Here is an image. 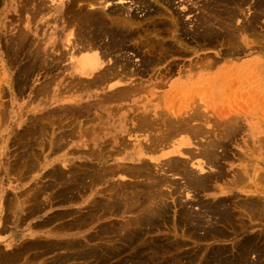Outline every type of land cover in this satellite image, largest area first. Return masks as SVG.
<instances>
[{
	"label": "bare ground",
	"instance_id": "bare-ground-1",
	"mask_svg": "<svg viewBox=\"0 0 264 264\" xmlns=\"http://www.w3.org/2000/svg\"><path fill=\"white\" fill-rule=\"evenodd\" d=\"M156 1L159 3L161 2L163 7L158 5V7H156L150 0H9L5 2L3 9L0 11V29L11 28V30L7 34L8 36H3V33L0 32V49H4L6 52V54L0 52L3 58L1 61H5L6 66L7 64L16 65L26 45H29L25 55L26 61L20 65L18 64L16 71L9 72L8 79L6 80L8 87L21 95L26 87H28L31 76L34 75L36 70L40 67L44 70L45 74L60 70L59 72H55L52 76H48L41 83L35 84L31 89V92L35 94L34 97L38 98V104L44 101L39 97L40 95L44 96L51 92L54 95L53 99H55V101L50 103L49 106L56 103L60 105L53 106L49 110L31 117V124L27 123L29 125L24 126L21 129L22 131L17 133L16 136L19 137V141L22 140L24 150L20 151L19 154L17 153L19 157L16 161L14 160L15 165L10 163V165H14L13 167L15 168H10V171L14 169L20 172L24 169L27 173L25 172V174H23L26 175L28 174V169H34L38 165L37 162L42 158V156H39L40 158L38 157V148H40V151L44 149L45 143L43 144V138L47 131L46 127L50 129L49 126L55 123V121L57 125L59 121H64V124L66 122L67 125L72 124V114H75L78 118L83 117L87 122V119L89 121L91 117H95L94 110H101L105 107L107 102L117 101L120 103L126 101V99H132L137 93L151 92L154 94L157 91H160L159 93L168 91L167 94H176L177 90L180 91L183 89V86L179 84L184 77L192 80L195 74H193V72L196 69L201 68L198 72L196 71V73H199V76H201L202 71L210 70L217 64V60L213 59L201 62L197 61L194 65L190 64L186 69V63H183V58H181V56L189 50L187 44H184L185 38H192L198 45L199 43L216 45L217 43H224L225 41L226 43H231L232 45L229 44L228 49L224 52V48L221 49L222 53L219 52L220 56H222V54H244L245 51L248 50L249 53L252 54V50L253 52H255L254 49L261 51L263 47L262 41H259V44L251 43L245 34H247L249 30L255 32L256 28L262 27L263 23L260 19L264 16V0H201V2L200 0ZM1 2H4V0H0V3ZM193 11H196V13H193ZM8 12L12 13V18L10 20H8ZM141 12L142 14H140ZM38 17H40L39 20H37ZM12 31H14V33ZM240 41H243V44L240 43ZM174 55L176 57H173ZM6 56L7 58L5 59ZM260 63L262 64V62ZM259 67L261 66L259 65ZM158 69L163 70L167 76L170 74L173 75L174 73L178 74L176 83L171 82L169 84V79H167L166 76H161L160 81L146 85V82H150V78L144 79V77L147 75L151 76V73L158 71ZM238 69L239 67L235 63L226 62V64L220 65L216 72H205L203 74L205 77H213L209 79L211 81H218L219 90L223 92L221 94L217 91V95L219 94L221 98V95L226 93L224 91L228 89L226 87H228L227 84L229 80L223 81L224 77L228 75L227 73H231V71H234V74ZM61 74H65L62 79L59 78ZM230 81L232 80L230 79ZM233 81L230 82V84H232ZM244 82H242V84ZM164 86L167 89H165ZM211 86H213V83ZM232 86H229L228 91L232 90V88H230ZM68 93H70V95L66 96L65 94ZM234 93L236 94V92ZM226 95L227 93L224 97L230 100V97ZM229 95L232 94L229 92L228 96ZM68 102L73 104H69ZM192 103L194 104V102ZM199 103L203 104V102ZM69 112H72V114L70 113L69 115ZM181 113L183 112L181 111ZM133 114H135L134 117L137 119L134 120L138 122L136 123V128L138 129L146 126L151 128V126L155 125L157 122H161L163 128L160 129V126L157 127L160 130L159 132L156 130L157 134L155 135L153 133L154 136L151 134L153 137L148 132L151 138L146 141H143V139L128 138L129 134L124 130V132L120 134L122 136L118 140H112L113 142L111 138L107 140L104 139L105 142L102 141L100 143L90 144L84 142L78 144L79 147L85 146L83 152L88 155L90 154L89 156L107 161L114 159L112 163H105L100 166L94 165L95 167L92 166V169H89L87 165H83L81 162L79 165H75L72 170H69L68 173H64L63 169L60 167V170L62 169L61 171L58 167H56V170L53 169L54 167L52 168L53 170L49 169L52 171L51 177L54 179V181H52L53 183L49 182L50 184H56L54 183L56 180H58V182L63 181L61 183L62 186L65 184L64 187H60L58 190L56 189L58 191V195L56 196H59L61 200H77L81 190L86 191V189H89L91 191L92 195L88 201L91 205V210L89 209L90 214H88V219H86H90L88 223L101 217V211L114 213L115 211L121 210L122 207H124L123 210L125 212L130 211V213L134 214L131 219L133 221L129 222L128 219L127 221L130 224L126 222L120 225L117 221L116 223L119 225L117 227L116 225L109 226L108 224H100L98 229L84 234L81 238L64 237L61 239H39L36 237L34 239L29 238L30 240L24 239L18 245L7 242L6 244L4 243L7 246L6 249L0 246V264H18L23 260L28 263L31 258L34 259L39 255V257H41L43 253L54 252L56 250V254L58 255L55 256L53 260L55 262L70 261L69 264H76L78 262L81 264H157V262L163 264L165 261L167 263L170 261L175 263V259L176 261H180V263L178 262L179 264H182L183 262L181 263V261L184 259V255L180 253V251L179 254L177 253L178 255H176V253L173 255L174 252H171L172 248L177 249L182 245L183 242L180 239H173L174 241L172 242L168 241L170 243L166 245L165 241L159 240V238L147 239L141 237L144 231L141 225L145 223L146 219L147 221L150 220V225H153V228L160 227L161 219L169 213L168 206L170 203H167L166 198L168 196L171 197V194L176 191L178 186L180 188L181 184L186 185V187L188 186L189 190H191L190 186L203 190L210 188L215 190L212 199H210V201H204L201 204V208L199 207L200 210H197L198 208L195 210L193 207L192 209H194V211L185 209L183 214L181 213V219L186 218L188 220L185 222L189 225L188 229L192 232L196 230L197 235L199 232L198 229L204 230V233L202 232L204 238L225 236L227 230H223L225 229V227L222 228L223 226L219 227L218 224L220 223L235 229L240 226V228H243L242 230H245L247 223L244 216L251 218L264 215V196L260 194L254 195L252 193L254 189L257 188V185L262 183L264 179L262 176L264 175H262V171L256 174V176L254 174V179L256 181L260 179L259 181H261L259 184L257 183L254 185L250 182L251 177L248 173V170H250L252 166L250 163L254 162L251 158L253 153L246 152V149L241 153V150L238 154L240 156L238 159L242 160L245 158L244 161L248 162H242L244 164L237 168V170H234L231 180H227L226 182L220 181L223 184L217 183L218 180L225 178L226 175L229 174L226 171L223 160L228 155L230 142L228 139L231 140L236 136V132L242 127L239 123L238 116L237 118H235L236 116L233 114L229 115L231 116L230 118L229 116H225L228 119H222L220 127H218L219 131L217 137L215 138L212 135L213 138L210 141L201 143L200 149L199 144V146H196V148L201 151L204 158H202L201 161H192L196 158L194 157L196 155V149L192 146L194 141L175 142L172 141V138L178 133L181 134V131L184 129L189 130L195 134V136L202 134L204 136L207 132L212 133L211 130H207L206 126L200 125L202 122H200V124H195V122H193L195 118H201L200 112L195 110L194 114L192 113L190 116L188 114V118L182 117V119L179 118L183 114L177 119H165L166 117L164 118V116L162 117L163 119H161L159 118V114L158 117L154 113V117L151 115L152 113L147 111L136 113L134 111ZM97 116L102 117L103 114L101 115L100 113L97 114ZM104 117L105 115L103 118ZM93 120H95V118H93ZM64 124L62 125L65 128L67 125ZM60 127L62 126H59V128ZM90 130H92L91 124L90 127L87 128V131ZM49 131H51V129ZM69 131L67 133H70ZM72 131L73 129H71V132ZM133 132L135 133V131ZM72 135H74V133ZM55 136L53 137L55 138ZM48 139L50 138L48 137ZM56 139L59 138L56 136ZM192 139L195 140V138ZM55 140L53 142L54 144ZM57 142L56 140V143ZM168 145L170 146L169 148ZM166 146L168 149L160 153L157 152L160 148H165ZM18 147L20 148L21 145ZM59 148L55 150H59ZM131 148L134 149L135 153L129 156V160L125 157H120L122 151ZM151 151H156V153L151 154ZM147 154H149V158L146 157ZM165 157L167 158L166 160L160 161V159ZM229 157L231 159V156ZM255 163L259 164L257 159L253 164ZM208 164L214 166L215 170H207L208 168H206V166ZM122 172H125L126 175L128 174L129 177L131 175L134 179L122 178L125 180L123 181L124 183L114 181L112 185L109 184L104 190L95 188L98 182L100 183V181L106 179L108 176L122 175ZM260 173L261 175L259 176ZM181 174L182 178L186 181L185 183L179 181L181 176L178 178V175ZM175 176H177V178ZM87 178L90 179L89 186L85 184ZM47 182L44 183V186L42 185L43 187L41 189L39 188L40 190H34L38 192L34 193L35 196L33 197L39 195L48 185L50 186ZM238 185H243L241 190L246 196L235 201L233 199L236 197V194H230L229 190ZM37 187H39L38 184ZM4 188L5 187H2L0 195V231H5L7 229V222L12 220V218L16 220V222L18 220L20 223L24 222L26 217L41 211L43 207L49 205L46 203V200L43 199V196L41 198L40 195L38 197L43 199V201H40L36 197L32 199L33 202L29 204V198H31L29 197V189L32 188L31 186L30 188L27 187L25 190H16V188H19L18 185L14 188L16 191H13L12 194H10L11 192H7L8 190L6 188L4 190ZM260 188H262V186H260ZM72 190L77 191L71 194ZM189 190L186 191L188 192ZM225 192H227V194ZM44 194L48 195V193ZM55 194L53 195L54 197H56ZM188 194L185 193V195ZM191 195L193 194L191 193ZM51 202L52 201L48 199V203ZM80 220L78 216L77 220L64 223L61 227L79 226L81 225ZM18 225L19 223H17V226ZM129 225L133 226V232L132 230H127L129 229ZM146 228L147 227H145V229ZM144 233L147 234L146 231ZM14 234L17 235L18 233L15 232ZM21 234L22 232H20L19 237L22 236ZM255 238H253L252 235L249 236L248 239L245 238L246 240L243 244H239L241 245L239 249L241 251L249 250V252H255L257 254L259 250L257 251L258 245L256 246ZM261 240L260 238L258 240L259 242H257L262 245L264 242L260 243ZM126 251L127 253L122 254ZM168 252L172 253L170 254L171 257L165 256V253ZM211 254L213 253H210V255ZM260 254L262 255V253ZM227 255L225 256L228 257ZM186 256L187 258L193 257H188L189 254H186ZM115 257H118V259L112 262L111 260ZM216 258L215 261L217 262ZM223 258L221 257L220 259L219 257L220 261H222ZM94 260H96V262ZM190 262L192 261L190 260ZM227 263L228 261L226 264Z\"/></svg>",
	"mask_w": 264,
	"mask_h": 264
},
{
	"label": "rangeland",
	"instance_id": "rangeland-1",
	"mask_svg": "<svg viewBox=\"0 0 264 264\" xmlns=\"http://www.w3.org/2000/svg\"><path fill=\"white\" fill-rule=\"evenodd\" d=\"M8 1L9 0H4V2L0 3V11L3 9V7L5 5V2H8ZM150 1L156 7H158V6L163 7L161 5V2L159 3L156 0H150ZM186 1H189V0H186ZM200 2H201V0H200ZM193 13H196V11H193ZM7 14H9L8 15L9 19L8 18L7 19L10 20L12 18L11 17L12 13L8 12ZM140 14H142V12ZM39 18L40 17H38L37 20H39ZM260 21L263 23L261 28H256L255 32H251V30H249V32H247V34H245L246 37L249 39V41H251V43L259 44V41H262V43H263V47L261 48V51H259V50L257 51V49L256 50L254 49L255 52H253V50H252V54H250L249 50H248V51H245L244 54H239V55L238 54H235V55L222 54V56H220L219 52L222 53L221 49L224 48V50H223V52H224L226 49H228V47H229L228 45L229 44L232 45L231 43H229V42L226 43V41L224 40L225 41L224 43L221 42V43H217L216 45L215 44H212V45L211 44H201V43H199V45H198L192 38H189V37L185 38L184 39L185 42L184 41L183 42H184V44H187L189 50H187V53L185 52V54L183 56H181V58H183L182 62L187 64V65L185 64V68L186 69H187V67H189L190 64L194 65L197 61L201 62V61H208V60H212L213 59V60H217V64L214 65V67H212L210 70L208 69V70L202 71L201 72L202 73L201 76H199L200 75L199 73H196V71L198 72V70L201 69V68L196 69L193 72V74L194 73L195 74L194 75L192 74L193 77H194L192 80L186 79L184 76H182L184 78L181 80L182 82L179 85L183 86V89L180 90L181 92L179 90H177L178 93L176 92V94L174 93L172 95V93H169L170 94L169 95V94H167L168 91H166L165 93H159L160 91H157L154 94H152L151 92H142V93H137L136 95H134L132 99L131 98L130 99H126V101H123V102H120V103L117 102V101H113V102L109 101V102L106 103V105H105L106 107L111 106V105L112 106H116V107L118 106V107L121 108L120 109L121 111L119 113H117V112L116 113H111V110L113 108L112 107H108L107 110H109V111L107 112V115H106V116H108L107 119L111 118V116H112L113 119L119 118L124 123L125 132L129 134L128 138L141 139V140L143 139V141H146V140L151 138L153 133L156 135L157 131L159 132V130L161 128H163V126H161V122H157L155 125H152L151 128H149L148 126L144 127L146 129H144V128H139V129L136 128V125H137L136 123H138V122H136L137 119L134 117L135 116V114H133L134 111H135V113L136 112H141V111H147L149 113H152L151 115H153L155 113L156 116H158V114H159L160 117L159 116L158 117L161 118V119H163L162 118L163 116H164V118L166 117L165 119H173V118L177 119V118H179V116H181V114H183L179 118V119H182V117L183 118L187 117L188 114H189V116L192 113L194 114L195 110H197L198 112H200L201 118L200 117L199 118H195L194 121L193 120L192 121L195 122V124L196 123L200 124V122H202L200 125L201 126L203 125L204 127L206 126L207 130H211L212 133L211 132L210 133L207 132L204 135L205 137L203 136V134L202 135H198V136L196 135L197 136L196 137L195 134H193L189 130H185L184 129V130L181 131V134L180 133L176 134L175 137L172 138L173 139L172 141H175V142H180V141L181 142H183V141L184 142L185 141L193 142L194 141L192 143V146H193L194 149H196V155H197V153H198L197 156H199L200 154L201 155L199 157H197L195 155L194 157H196V158H194L192 161H195V160L196 161H201L202 158H204V156L202 155L201 151L198 150V148H196V146L200 145L199 146V149H200L201 148V143H205L206 141H210L213 137H215V138L217 137L218 131H219L218 127H220V123H221L222 119H228L226 117H228L231 114L235 115L236 116L235 118H237V116H238L239 123L241 124L242 127H241L240 130H238L236 132L237 133V134H235L236 136H234L231 140L228 139V141H230L229 142V147H228V155L226 157L227 159L224 158V160H223V163H224V166L226 168V171L229 174L226 175L225 178H223L221 180H218L217 183L218 184H223L222 182H226L227 180H231L233 178L232 175L234 173V170H237V168L241 167L242 164L248 162V161H244L245 158H243L242 160L238 159V158H240V156L238 155L239 152L242 150L241 153H243V150L246 149V152H248V153L250 152L251 154L253 153V155H251L252 161L256 162V159H257L258 162H259V164L258 163L253 164L254 162L250 163L254 167L253 168L251 166L252 169L250 168V170H248L249 171L248 172L249 176L251 177L250 178V182L253 183L254 185H256L257 183L259 184L261 182V181H259L260 179H258V181H259L258 182L254 178H255L256 174H258L261 171H262L261 172L262 175H264L263 174V171H264V144H263V142H264V128H263L264 127V106H262V105H264V72H263L264 71V52H263V50H264V16H262ZM7 29L8 28H3V29L1 28L0 29V32L3 33V36H8L7 34L11 30V28H9L8 30ZM12 32L14 33V31H12ZM171 40H173V39H171ZM222 43L225 44V45H223ZM240 43L243 44V41H240ZM28 47H29V45L27 44L25 50H23L21 58L18 59V63H16V65L15 64H12V65L7 64V66H6V62L5 61H1V60H3V58L0 55V154L4 153V147H5L4 143L6 142V140H8L10 138H12V151L14 152V154L17 155V153L19 154L20 151L24 150V146H22V140L20 139L21 141H19V137H17L16 135H17L18 132L22 131L21 129L24 126H27V125L31 124V121H32L31 117H34L35 115H37L38 98L34 97L35 94L33 92H31V89L33 88V86L35 84L41 83L48 76H50V75L52 76L55 72H57V71L59 72L60 71V70H56L54 72H49V73L45 74L44 70L41 69V67H40L39 69L36 70L35 74L31 76V80L28 82V87H26L25 91L21 95L17 91H14L13 89L9 88L7 83H6V80L8 79V74L11 71H14V70L16 71L17 65L18 64L20 65L21 63L26 61L25 60L26 59L25 55H26V52L28 50ZM0 52L6 54L4 49H0ZM173 57H176V56L174 55ZM6 58H7V56L5 57V59ZM21 59H22V61H21ZM226 62L227 63H235L239 67V69L237 71H235L234 74H233L234 71H231V73L230 72L227 73L228 75H226L224 77V80H223V81H228L229 80L228 84H227L228 87H226L228 89L226 91H224V92L227 93L226 96L230 97V100H229V98H225L224 97L226 93L224 95H221L223 91L220 92L219 86H218V83H217L218 81H216V80H212L211 81L209 79H211L213 77H211V78H210V76L209 77H205L204 74H203L205 72L206 73H214V72H216L217 69L219 68V66L223 65V64H226ZM260 62H262V64ZM4 65L7 68V70L4 67ZM259 65L261 67H259ZM159 67H162V66H159ZM60 73H62V72H60ZM151 74L153 76L152 75L151 76L147 75V76L144 77V79H149L150 78V82H146L145 83L146 85H149L151 83L160 81V77L161 76H163V77L166 76L167 79H169V81H168L169 84L171 82L172 83H176V81L178 79V74L174 73L173 75H171L170 73H168L170 75L167 76V74L165 72H163V70H160V69H158V71H156L154 73H151ZM243 74H244V76H243ZM64 76H65V74H61L59 78L62 79V78H64ZM237 76L238 77L242 76V77H240L241 81H240V78H238ZM230 79L232 81L234 80L232 84H230V82H232V81H230ZM239 81H240V83H239ZM242 82H244V83L242 84ZM212 83H213V86H211ZM230 85L231 86L234 85V86L230 87V88H232L233 92H232L231 89H230L231 91H228ZM195 86H196V88H195ZM164 88H165V86H164ZM165 89H167V88H165ZM191 89H193V90H191ZM216 89H218V90H216ZM217 91L219 93H221L220 94L222 96L221 98L219 97V94L217 95V93H218ZM195 92H196V94H195ZM229 92L232 95L228 96ZM234 92H236V94ZM65 95L69 96L70 93L65 94ZM160 96H162V97H160ZM238 99H239V101H238ZM54 101H55V99L52 98L51 101L49 102V104L54 102ZM192 102H194V104ZM199 102H203V104L199 103ZM68 103L69 104H73L71 102H68ZM59 105H60L59 103H56L54 105H51V107H49V109L52 108L53 106L55 107V106H59ZM194 105H196V106H194ZM192 108H193V110H192ZM181 111L183 113H181ZM159 112H161V113H159ZM70 113L72 114V112H69V115H70ZM72 115L73 116H72V122L71 123L78 122V120H79V122H81L83 117H79L78 118L75 114H72ZM170 116H171V118H170ZM204 116H205V118H204ZM230 117L231 116H229V118ZM239 117H241V118H239ZM134 119H136V120H134ZM73 121H75V122H73ZM210 121H212V122H210ZM217 122H219V123H217ZM27 123H29V124H27ZM261 123H262V125H261ZM7 125L11 126L10 129H8V130L4 128ZM156 125H158V126H156ZM162 125H164V124H162ZM157 127H159L160 129H158ZM136 130H137V132H136ZM133 131H135V133ZM188 131H189V133H188ZM148 132H149L150 135L151 134L152 135L150 136L148 134ZM139 133H141V134H139ZM5 134H6V136H5ZM191 135L194 136V137H192ZM212 135H213V137H212ZM207 136H209V137H207ZM16 138H18V139H16ZM192 138H195V140H193ZM197 138H199L200 140L197 139ZM248 140H251V141H248ZM200 141H202V142H200ZM18 142H20V143H18ZM9 143H10V141H9ZM20 145H21L22 148L18 147ZM169 147L170 146L168 145V148ZM168 148H167V146L165 148H160V150L157 151V152L160 153L161 151H165ZM194 152H195V150H194ZM236 152H237V154H236ZM132 153H135L133 148L126 149L125 151L121 152L120 157H125V158H127L129 160V156ZM154 153H156V151L155 152L151 151V154H154ZM148 155L149 154H147L146 157L149 158ZM229 156H231V159H230ZM17 157H18V155H17ZM166 159L167 158L165 157V158L160 159V161H162V160L164 161ZM98 161L101 162V164H105V162L108 163V164L114 162V161H107V160H104V159H102V160L98 159ZM242 162H244V163H242ZM207 166H206V168H208L207 170H209V169L210 170L211 169L215 170V167L212 166L211 164L210 165L208 164ZM0 167H2V162H0ZM257 169H258V172H257ZM14 172H13V176L11 178V180L13 181L12 182L8 177L2 176L3 173L0 170V195H1L2 187H3L1 185L2 183H3V185L5 183L7 184V185H4V186L8 190L7 192H11L10 194H12L13 191H16L18 189L25 190L27 187L30 188V186H31L32 188L29 189L30 190L29 191L30 192L29 193V197H31V198H29V204L31 202H33L32 199H34L36 197L40 201L41 200L43 201V199H45L46 203L49 204L48 203V199L51 200L52 198H51V195H49L50 193H48V191H50V189L52 190L54 188L53 185L50 184L51 182L49 183L51 187L48 185L46 187V189L43 190L39 194L41 198L43 196V199L39 198L38 197L39 195H37L36 197H33V196H35L34 193L38 192V191H34V190H38L39 188L41 189L44 186V183L39 182L42 179H44V176L39 177V180H38V178L35 179L34 181H32V183L30 185H28L27 187H24V185H22L21 182L26 181V179L23 180L20 177V173H19L18 170L14 171ZM70 172H69V174H70ZM122 173H123L122 175H110V176H108L106 179H103L102 181H100V183L98 182L95 185V188L98 189V190H101V189L104 190L105 187L107 188V186H109V184L112 185V183L114 181L123 182V181H125V180H123L124 178L134 179V177H132L131 175L129 177V175L127 174L128 175L127 176L125 172H122ZM261 173L259 174V176L261 175ZM254 174H255V176H253ZM175 177L177 178V176H175ZM179 177H180L179 181H183V183L186 182L185 179L182 178V174L178 175V178ZM263 177L264 176H262V178ZM47 178H49V177H47ZM8 179L10 181H8ZM128 179H127V181H128ZM87 180H86L85 184H86V186H89V184H90L89 180L90 179L87 178ZM7 181H8V183H7ZM56 181L58 182V180H56ZM220 181H222V182H220ZM263 181H264V179H263ZM263 181H262V183L260 185H257V188H255L254 191L252 192L254 195L260 194V195L264 196V185H263L264 182ZM62 182L59 181L60 184ZM130 182H132V181H130ZM37 184H38L39 187H37ZM18 185H19V188H16V190H14V188L17 187ZM64 185L62 186V184H61V186L59 185V186H57L54 189L58 190V189H60V187L61 188L64 187ZM183 186H185V187H183ZM260 186H262V188H260ZM193 187L194 186H192V187L190 186L191 190H189V187L188 186L186 187V185H182L181 184L180 188L178 186L179 189L177 188L176 191H174L173 194H171V197L168 196L166 198L167 203H170V205L168 204L169 205L168 206V212L169 213H167V215L161 219V223L160 224L163 227L160 225V227L158 226L159 228L158 227L153 228L154 226L150 225V223H151L150 220L147 221V219H146L145 223L143 225H141L142 229L144 230L142 232V236L141 237H144V238H147V239H158L159 238V240L165 241L166 245L168 243H170L168 241L172 242L174 240H179L180 239L183 242L182 245L180 247H178L177 249L172 248L171 252H174L173 255H175V253H176V255H178L179 251H180V253H182L184 255V257H183L184 259H182V261H181V263L183 262L182 264H212L213 262L215 264H218L219 262H220L219 264H226L227 261H228L229 264H264V253H263L264 252V248H263V244L264 243H262V242H264V217H263L264 215H260V217L258 215V216H254V217H251V218H248V217L244 216V218H246L245 221L247 223L245 230H242L243 228H240V226H238V228L235 229V228H233L231 226H228V225L224 226L223 224L220 223V224H218L219 227L223 226L222 228L225 227V229H223V230H225V231L227 230L225 232L226 233L225 236H221V237L218 236V237H214V238L213 237L204 238L203 237L204 230L202 231V229H200V230L198 229V231H199L198 235L196 234L197 233L196 230H195V232H194V230H193V232L190 231L188 229L189 225H187L185 223L188 220L186 218L181 219V215L183 214V211L185 209H188L190 211H192V210L194 211V209H192L194 207L195 210L197 208H198L197 210H200L201 204L204 201H207V200L210 201V199H212V196H213V193H214L215 190L211 189V188L203 190V189H200V188H196V187L193 188ZM47 188H48V190H47ZM242 188H243V185H240V186L238 185V186H236L234 188H231V190H229L230 194H232V193L236 194V197H234L233 200H235V201L238 200V199L240 200L242 197L246 196L244 194V192L241 190ZM57 190L55 191L56 192L55 196L58 195V191ZM88 190L87 189H86V191L81 190V193L79 194L80 196H78V199L84 198V196L87 194ZM186 190H189L190 192L189 191L187 192ZM45 191H47V192H45ZM72 191H71V194H74V193H76L77 190H75V191L72 190ZM44 193H48V195L44 194ZM180 193L182 194V196H181ZM185 193H187V194L190 193V194H188L190 196L185 195ZM191 193L194 196L191 195ZM225 193L227 194V192H225ZM46 195L48 196V198H47ZM249 196H250V194H249ZM52 197H54V196H52ZM195 199L196 200L198 199L197 202H196ZM45 200H44V202H45ZM70 200H72V199H70ZM73 200H76V199H73ZM200 201H201V203H200ZM88 204H89V202H88ZM89 206H91V205L89 204ZM123 208L124 207H122L121 210H119L120 213H119V211H115L114 213H116V214H114L112 212H108V211H101L103 216L101 215V217L95 219L92 222L94 224L90 228L89 232H92V231H95L96 229H98L100 224H108L109 226L116 225V227H117V226H119L122 223H126V222L129 223L130 221L132 222L133 220H131V219L133 218L132 216H134V214L130 213V211H126L125 212L123 210ZM90 210H91V207H90ZM90 210L88 209L87 211H85V214L83 213V214H79V215L76 216V218L74 220H77L78 216L81 219L80 220L81 221V225L76 226V228L82 227L85 223H86L85 225H87V223L89 222L90 219L89 220H86V219H88V216H89L88 214H90V212H89ZM101 212H100V214H101ZM35 214L26 217L25 221L21 222L20 224H21V226L24 223H26L27 225L25 226V228L18 229V231H17V227H19V225L18 226L15 225L16 224V220H14V224L13 225H14V228H15V232H17L18 234L15 235L14 234L15 232L12 233L11 239L7 240V241L5 239H3L4 237L0 236V246L2 248L4 247L6 249L7 246L5 244L7 242H12V243L18 245L24 239L30 240V239L36 238V237H30L31 235L36 234V231H33L32 228L33 227L40 228V227L43 226V223H41V222H33V224H32V223H28L27 222V221H31L30 219H32ZM258 217H259V219H258ZM104 218H107V219L105 221H103ZM74 220H71V221H74ZM83 221H86V222H83ZM116 222L119 225H117ZM7 226H8V223H7ZM145 227H147V228L145 229ZM128 228L129 229H127V230H132V232L134 231L133 230V226L129 225ZM171 228H172V230H171ZM145 231H146L147 234L144 233ZM188 231H189V233H188ZM0 232H2V231H0ZM20 232H22V234H21L22 236L21 237H19L20 236L19 235ZM89 232H87V233H89ZM128 232H131V231H128ZM259 234H261V235H259ZM251 235L253 236V238H255V237H257L259 235L257 238H255L256 246L258 245L257 246V251L259 250L257 252L258 255L255 252H253L254 254L249 252V250L241 251L239 249L241 247V245L243 244V242L246 239H248V237L251 236ZM82 236H71V237H73V238H81ZM37 238L41 239L40 237H37ZM260 238L262 239L261 242H260V243H262V245L258 243L259 242L258 240ZM17 240H19V241H17ZM239 244H241V245H239ZM238 245H239V247H238ZM259 247H261V248H259ZM9 248H11V247H9ZM225 250H229V251H225ZM260 250L263 251V252H261ZM56 252H57V250L54 251V252L43 253V255H41V257H39L40 256L39 255L38 257H36L34 259L31 258V260L28 263H26V261L23 260V261H20L18 264H31L33 262H34L33 264H48V261H49V264H69L70 263V261L55 262L53 259H54L55 256L58 255V254H56ZM171 252L165 253V256H167V257L170 256L171 257V255H170V254H172ZM125 253H127V251L123 252L122 254H125ZM210 253H213V254L210 255ZM244 253L247 254V255H245ZM260 253H262L263 256ZM186 254H189L188 257H190V256L191 257L193 256V257L192 258H187ZM259 254H260V256H259ZM225 255H227L228 257H226ZM208 256L212 257V258L214 257V258L212 259V258H209ZM216 256H217V258H216ZM219 257H220V259H221V257L222 258L226 257V258L225 259L223 258L224 260L222 259V261H220ZM234 257H235V259H234ZM208 258H209V260H208ZM215 258H216L218 263L215 261ZM244 258H245V260H244ZM116 259H118V257L113 258L111 261L115 262ZM211 259H212V261H211ZM227 259H229V260H227ZM248 259H249V261H248ZM190 260L192 262H190ZM253 260H254V262H253ZM94 261L96 262V260H94ZM178 262L180 263V261H178V260L176 261V259H175V263L174 262L172 263L171 261L169 263H167L165 261V262H163V264L164 263L165 264H170V263L171 264H176V263L179 264ZM76 264H81V263L78 262ZM157 264H160V262H157Z\"/></svg>",
	"mask_w": 264,
	"mask_h": 264
},
{
	"label": "crops",
	"instance_id": "crops-1",
	"mask_svg": "<svg viewBox=\"0 0 264 264\" xmlns=\"http://www.w3.org/2000/svg\"><path fill=\"white\" fill-rule=\"evenodd\" d=\"M53 96L54 95L51 92L48 93L47 95H44V96L40 95L39 96L42 99V101L43 100L44 101H43V103H40L39 105L37 103V108H38L37 114H41L42 112L47 111L49 109V107H51V106H49V102L51 101ZM108 107H112L113 108L111 110V113H116V112L119 113L121 111L120 110L121 108L118 107V106L116 107V106H112L111 105V106H108ZM108 107H106V106L103 107L102 109L104 111L102 109L101 110H97V109L94 110L95 111V114H94L95 117L94 116L91 117L92 121H91V118H90V120L88 121V119H87V122H86L84 120V118H82V120H84V121L75 122V123L68 124V125H67L66 122L64 124V121L57 122L58 123V125H57L56 121H55V123H52L49 126L51 131H49L50 129L45 126L46 130H47L46 134H45L46 137L44 136V138H43V144L45 143V146H44V149L42 151H40V148H38V150H39L38 157L42 156V158L39 157L40 160L37 162L38 165L34 169L33 168H31L30 170L28 169V174L24 175L25 172H26L24 169L19 172L20 173V177L23 180L26 179V181L21 182V184L24 185V187H27L35 179L38 178V180H39V177H41V176H44V179H42L39 182H42V183L44 181L45 182L48 181L47 183L52 182L54 180H53V177H51V175H52L51 174L52 173L51 170H53V169L56 170L57 169L56 167H58L59 170H60V168H62L64 173H68L69 170H72L75 167V165L77 166L81 162H82L81 164L87 165V167H89V169H92V166L95 167L94 165L100 166L101 162H99L98 159L93 158L92 156H89L90 154L88 155L87 153L83 152L85 150V146L83 145V146L79 147L78 144L79 143H84V142L85 143L88 142L90 144L100 143L102 141L105 142L104 139L107 140V139H111V138H112L111 141L114 140V139L118 140L122 136L120 134H122L124 132V130H125L124 123L119 118L113 119L112 116H111V118L107 119L106 115H107V112L109 111V110H107ZM100 113H101V115L103 114V116L105 115V117L103 118V116L102 117L97 116V114H100ZM93 118H95V120H93ZM103 123H104V125H103ZM62 124L67 125V126H65V128H64V126ZM90 124H91V129L92 130L87 131V128L90 127ZM54 126H55V128H54ZM59 126H62V127L59 128ZM10 127L11 126L7 125L4 128L8 130V129H10ZM102 127H106V128H102ZM69 129H70V131H69ZM71 129H73V131H75V132H73V131L71 132ZM113 129H116V130H113ZM68 131L70 133H67ZM90 132L91 133L93 132L94 134L93 133L91 134ZM56 133H58V134H56ZM60 133L65 134V135H62ZM73 133H74V135H72ZM95 133H97V134H95ZM114 134H116V135H114ZM55 135L59 139H56ZM98 135H100V136H98ZM5 136H6V134H5ZM53 136H55V138ZM48 137L50 139H48ZM53 139L54 140L56 139L58 142L56 143V140H55V144H54L53 143L54 142ZM49 140H50V142H49ZM9 141H10V143H9ZM46 143H47V145L48 144L49 145L47 146ZM4 145H5L4 153L0 154V162H2V167H0V170L3 173L2 176L8 177L11 180V178L13 176V172L15 171L14 170L15 168L13 167L15 165L14 164V160L16 161V159H18L19 155L17 157V155L14 154V152L12 151V138L6 140ZM46 146H47L48 149L46 148ZM58 146L59 147L62 146V147L59 148ZM58 148L61 151L55 150V149H58ZM78 150H80L81 152L78 151ZM86 160H87L88 163L86 162ZM109 161H114V159H111ZM10 163H12L14 165L12 166V165H10ZM56 165H59V166H56ZM69 165H71V166H69ZM72 165H74V166H72ZM10 168H14V169L10 171ZM49 169H51V170H49ZM48 170H49L50 174H49ZM65 170H66V172H65ZM22 174H23V176H22ZM48 176H50V177L47 178ZM9 179H8V181H10ZM8 181H7V183H8ZM54 183L57 184V185L56 184L53 185L54 188H56L57 186L61 185L57 181H55ZM1 185L3 187H5L4 185H7V184L5 183L3 185V183H2ZM54 188L51 191L48 192V193H50L49 195L53 196V194H55L56 189H54ZM4 190H5V188H4ZM89 191L90 190H88V192L84 196V198H80V199H77V200L67 199L68 201L67 200L63 201V200H60L59 196H56L54 198L52 197V199L50 200L52 202L49 203L48 206L43 207V209L40 212L36 213L34 215V217L32 219H30L31 221H27L28 223H32V224H33V222H41V221H42L41 223H43V226L40 227V228H35V227L32 228L33 231H36V234L31 235L30 237H40V238H43V239H47V238H52V239L60 238L61 239V238H64V237L82 236L85 233L89 232L90 228L94 224L92 222L91 223H87V225H83L80 228H76V227L73 228V227H69V226L68 227H66V226L61 227L62 224L70 222L71 220L75 219V217L77 215H79V214H83V213L85 214V211L90 209V206L88 205V201H89V199H90L92 194H91V191L90 192ZM106 219L107 218H104L103 221H105ZM7 223H8L7 230L0 232V236L4 237L3 239H5L6 241L10 240L12 233L15 232V228H14V225H13L14 224V219L12 218V220H9ZM17 223H19V227H17V230L20 229V228H25V226L27 225L26 223H24L21 226L19 220L16 222L15 225H17Z\"/></svg>",
	"mask_w": 264,
	"mask_h": 264
}]
</instances>
